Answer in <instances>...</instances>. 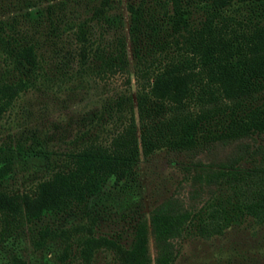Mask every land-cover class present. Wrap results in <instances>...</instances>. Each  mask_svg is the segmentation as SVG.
I'll use <instances>...</instances> for the list:
<instances>
[{"label":"trees","instance_id":"1","mask_svg":"<svg viewBox=\"0 0 264 264\" xmlns=\"http://www.w3.org/2000/svg\"><path fill=\"white\" fill-rule=\"evenodd\" d=\"M125 12L127 25L113 0H0V120L30 91L135 80L134 92L106 95L63 150L35 132L0 139V240L78 213L86 219L39 227L33 248L59 240L61 263L93 264L105 251L119 264H175L188 236L264 226V0H125ZM160 151L211 155L186 164L190 197L157 204L128 247L98 234L91 199L110 179H135L141 159ZM24 156L45 160L34 168L43 175L9 190ZM8 264L28 263L11 253Z\"/></svg>","mask_w":264,"mask_h":264},{"label":"rangeland","instance_id":"2","mask_svg":"<svg viewBox=\"0 0 264 264\" xmlns=\"http://www.w3.org/2000/svg\"><path fill=\"white\" fill-rule=\"evenodd\" d=\"M113 4L116 11L123 12L127 25L125 0H113ZM124 77L120 74L103 79L88 77L80 86L69 83L53 90L27 92L0 120V139L14 132L23 131L28 135L35 132L41 140L47 139L46 146L63 150L79 131L85 129L106 95L128 90L134 92L135 80H131L129 88ZM210 156L203 154L190 159L184 154L160 151L149 159H141L136 177L130 182L115 185L110 179L101 193L89 203L88 211L97 221L96 232L117 238L122 245L130 246L135 224L148 217L157 204L171 194H179L184 199L190 197L191 185L186 179V164L198 159L206 163ZM44 163L45 160L31 156L19 158L8 189H29L33 181L43 175L41 170L34 168H41ZM85 219L84 214L81 217V214L70 213L45 216L27 224L4 241L0 240V264H8L11 253L22 255L28 264H82L77 259L61 263L58 255L63 245L59 240L52 241L41 250L34 249L31 240L37 229L45 224L67 227ZM149 247L153 254L151 238ZM93 264L119 263L109 253L100 251ZM175 264H264V226L242 225L207 239L188 236L181 243Z\"/></svg>","mask_w":264,"mask_h":264}]
</instances>
